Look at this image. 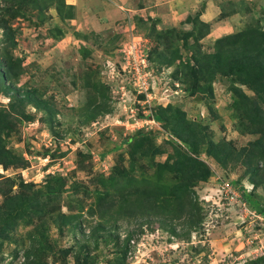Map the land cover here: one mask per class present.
Listing matches in <instances>:
<instances>
[{"label":"rangeland","instance_id":"1","mask_svg":"<svg viewBox=\"0 0 264 264\" xmlns=\"http://www.w3.org/2000/svg\"><path fill=\"white\" fill-rule=\"evenodd\" d=\"M123 4L135 10L143 5L136 0ZM220 8V18L237 10L242 30H264V0H221ZM21 13L9 19L13 44L2 42L0 29V63L20 59L23 72L12 86L48 102L51 113L32 102L17 104L16 91L11 99L0 92V145L10 153L3 159H12L7 167L0 164V217L16 197L35 201L33 209L9 221L6 239L0 238V264H26L32 245L38 251L31 264H241L264 255V163L258 162L255 149L241 151L259 137L252 133L248 108L263 105L248 86L219 74L208 83L194 81L189 75L194 61L187 51L192 39L188 46L181 39L185 29L158 28L155 19L138 11L126 13L143 38L135 43L141 41L145 48L151 73L139 81L126 68V56L132 63L134 52L130 54L132 43L120 32L126 16H112L96 33L80 27L81 21L93 27L89 13L80 21L76 10L73 19L62 21L51 5L43 10L25 5ZM215 40L201 39V52H212ZM176 48L181 57L168 65L164 59ZM158 113H165L178 134L197 145L199 160L210 170L205 181L195 176L198 171L184 174L201 221L180 215L166 223L148 218L142 224L114 211L101 222L106 233L112 229L114 234L101 231L90 237L100 222L91 212L95 195L104 188L101 179L130 175L166 186L182 179L157 163L170 156L173 161L177 150L194 154L156 120ZM209 141L226 142L240 157L218 164L206 153ZM251 168L258 169L256 185L250 182ZM220 181L233 185L245 208L217 199ZM173 210L175 205L164 208L169 214ZM61 214L78 218L59 226ZM128 232L133 236L126 245Z\"/></svg>","mask_w":264,"mask_h":264},{"label":"trees","instance_id":"2","mask_svg":"<svg viewBox=\"0 0 264 264\" xmlns=\"http://www.w3.org/2000/svg\"><path fill=\"white\" fill-rule=\"evenodd\" d=\"M4 7L0 9V29L2 30V42L12 43L14 40V33L9 19L17 17L22 14L21 9L25 5L31 6L35 10H43L49 5L53 6L59 16L64 20L73 19L75 16V8L73 5L66 3L65 0H3ZM186 23H190L192 28L189 31L182 33V41L184 46H188V39H192V44L187 49L191 52L194 65L189 68V75L194 81L197 79L205 80L207 83L217 75L232 76L237 82L248 86L257 97L260 99L263 108L258 105H253L248 108L250 111V121L252 125V133H258L259 137L249 143L251 148H242L241 151L249 153L254 150L257 155L258 162L264 163V30L261 28H247L235 33L227 34L217 38L214 41L213 51L209 53L201 52L198 42L206 36L209 32V25L200 21L198 15L189 16L186 18ZM193 49V50H191ZM181 57L179 49L176 48L173 56L165 58L164 62L171 65L174 60ZM186 67H189L188 62ZM23 72L22 62L20 59H5L0 63V92L9 98L13 92L16 95L13 98L18 99L17 104L23 105L25 102H32L33 107L43 109L47 113H51V108L48 102L39 99L35 94L28 90H16L12 86V81ZM97 88L96 85H94ZM242 98L248 100V97L242 92L239 94ZM11 99V98H10ZM10 110L15 111V105L10 101ZM165 110V109H163ZM13 112V111H10ZM164 112V111H163ZM8 113V112H7ZM6 113V117L10 116ZM11 118V117H10ZM51 120V119H50ZM156 120L164 122L165 126L170 129L173 135L182 141L186 149L194 155L181 153L177 150L176 158L167 157L162 163H157V166L167 173L182 174V179L178 182L166 186L163 183H155L148 178H134L130 175L119 177L112 176L108 179H101L103 190L95 195L92 215L100 219V222L91 228L89 231L90 237H97L99 232H104L110 236L112 229L104 231L102 220L106 215L119 211L123 216L128 218L141 219L142 224L149 223L148 218H156L157 220L167 221L168 219L178 218L183 215L191 217L195 223L201 221L199 215L200 207L193 199L192 191L189 190L191 182L185 177L186 171H198L196 177L205 181L210 175V170L199 160L198 147L191 140L183 135L178 134V130L173 127V123L165 113H158ZM1 127V126H0ZM1 136V133H0ZM206 153L214 157L216 162L223 165L227 158H234L238 160L240 157L239 151L231 149L226 145V142L214 143L209 141ZM10 156L9 151L0 145V164L7 167L12 163V159L5 160L4 156ZM235 156V157H234ZM247 163V161H246ZM248 164V163H247ZM249 165V164H248ZM250 168V167H249ZM258 169L251 168L250 182L253 185L259 183L255 179V173ZM263 182V180H261ZM243 191V188L241 192ZM35 205L34 198L16 197L14 203L7 205V211L0 217V238L6 239L5 231H8V224L10 220H14L26 208H32ZM175 205L174 214H169L165 209ZM168 207V208H167ZM177 209V210H176ZM196 210V214L193 211ZM194 216V218H193ZM78 215H59L58 225L70 223L77 220ZM143 220V221H142ZM107 221V220H104ZM166 223V222H165ZM140 224V227L142 226ZM163 224V223H162ZM174 233V230H172ZM115 236H117L115 234ZM133 236L132 232L125 235L126 245H129ZM127 250V247H126ZM126 250L124 253H126ZM35 245H32L30 250L25 254L26 264L33 263V257L36 256ZM122 264V263H119ZM241 264H264V255L246 260Z\"/></svg>","mask_w":264,"mask_h":264},{"label":"crops","instance_id":"3","mask_svg":"<svg viewBox=\"0 0 264 264\" xmlns=\"http://www.w3.org/2000/svg\"><path fill=\"white\" fill-rule=\"evenodd\" d=\"M124 1L131 0H119V2L118 0H66V3L74 6L79 21L86 16L84 13H89L87 17L94 20L92 28L81 21L83 25L80 27L83 32L92 30L100 33L112 16L119 15L124 18L128 15L126 11H138L141 16L146 15L155 19L158 28L183 27L185 31L192 28L190 23L185 22L186 18L198 15L200 21L209 25V32L202 39H217L242 30L240 29L242 20L236 16L237 10L230 16L224 14L225 17L220 18L221 0H136L143 4L142 7H137V10L124 8Z\"/></svg>","mask_w":264,"mask_h":264},{"label":"built area","instance_id":"4","mask_svg":"<svg viewBox=\"0 0 264 264\" xmlns=\"http://www.w3.org/2000/svg\"><path fill=\"white\" fill-rule=\"evenodd\" d=\"M124 19L125 20L123 21V23L119 26L121 29L120 32L122 33L124 39H127V42H129V44L132 43V49L130 51V54L131 52L134 51L132 53V63H130L129 60L130 57L126 56V60H127L126 68H128L129 71L133 70V75H134L133 77L135 80L137 81L144 80L145 75L146 76L151 75V73L148 72L150 69L148 68L147 65V55L145 48L142 47L139 43L141 41H139L137 44L135 43V39H143V38H141L140 35L136 34L135 27L133 25L131 17L126 16V18ZM216 190L217 191L215 195L219 201H222L224 198L228 200L229 203L235 202L240 208L246 207V202L241 199L238 191H236V189L233 187V185L229 183V181H220ZM247 192H249L248 189ZM204 200L206 202L208 201L207 199Z\"/></svg>","mask_w":264,"mask_h":264}]
</instances>
